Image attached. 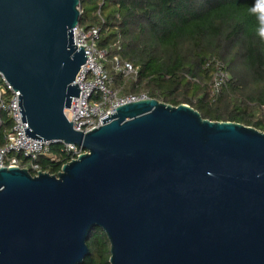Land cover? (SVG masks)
Returning a JSON list of instances; mask_svg holds the SVG:
<instances>
[{"label": "water", "instance_id": "water-1", "mask_svg": "<svg viewBox=\"0 0 264 264\" xmlns=\"http://www.w3.org/2000/svg\"><path fill=\"white\" fill-rule=\"evenodd\" d=\"M79 17V0H0L26 138L85 151L56 175L0 168V264H79L94 227L109 264H264V132L150 98L75 130Z\"/></svg>", "mask_w": 264, "mask_h": 264}, {"label": "trees", "instance_id": "trees-1", "mask_svg": "<svg viewBox=\"0 0 264 264\" xmlns=\"http://www.w3.org/2000/svg\"><path fill=\"white\" fill-rule=\"evenodd\" d=\"M100 2L79 0L78 24L99 27L97 47L106 51L103 67L112 90L120 96L145 93L174 107L185 104L203 119L264 132V0ZM114 57L137 69L135 80L111 68ZM215 61L223 65L228 79L211 96ZM10 126L1 113L0 146ZM63 147L52 144L48 155L34 163L56 175L72 158ZM86 245L88 255L79 264H109V242L102 230L92 228Z\"/></svg>", "mask_w": 264, "mask_h": 264}, {"label": "built area", "instance_id": "built-area-1", "mask_svg": "<svg viewBox=\"0 0 264 264\" xmlns=\"http://www.w3.org/2000/svg\"><path fill=\"white\" fill-rule=\"evenodd\" d=\"M103 1L101 0L100 5ZM98 38L99 27L97 26L87 29L77 24L73 28V43L77 49L81 45L84 46L82 50L86 58L73 82L80 90L78 97L72 98L70 107L65 111L67 120L77 131L86 132L101 125L100 119L108 116L111 110L119 106L148 99L145 93L120 96L117 90L110 88L111 80L103 67L106 51L97 47ZM111 68L131 80H135L138 73L129 62H122L117 57L113 58ZM227 79L223 65L215 61L210 95L216 96L226 84ZM6 94L8 99L4 98ZM96 95L97 100L91 101V98ZM18 98L19 92L15 91L0 74V124L1 113L6 114L11 122L10 128L3 133L4 144L0 146V168L19 167L28 171L31 169L37 174L41 170L34 163L35 160L40 156L48 155L49 148L54 143L51 141L37 143L33 138H26L24 128L28 125L22 120ZM63 146L61 151L70 154L71 160L85 152L75 145ZM22 160H26L27 163L22 164Z\"/></svg>", "mask_w": 264, "mask_h": 264}, {"label": "rangeland", "instance_id": "rangeland-1", "mask_svg": "<svg viewBox=\"0 0 264 264\" xmlns=\"http://www.w3.org/2000/svg\"><path fill=\"white\" fill-rule=\"evenodd\" d=\"M69 113H67V115H68Z\"/></svg>", "mask_w": 264, "mask_h": 264}]
</instances>
